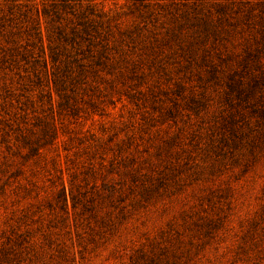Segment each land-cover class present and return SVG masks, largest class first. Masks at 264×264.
Here are the masks:
<instances>
[{
  "label": "rangeland",
  "instance_id": "1",
  "mask_svg": "<svg viewBox=\"0 0 264 264\" xmlns=\"http://www.w3.org/2000/svg\"><path fill=\"white\" fill-rule=\"evenodd\" d=\"M0 264H264V0H0Z\"/></svg>",
  "mask_w": 264,
  "mask_h": 264
}]
</instances>
